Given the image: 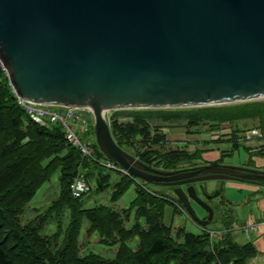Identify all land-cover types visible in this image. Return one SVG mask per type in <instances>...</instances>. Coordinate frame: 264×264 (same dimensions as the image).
<instances>
[{
	"label": "water",
	"instance_id": "1",
	"mask_svg": "<svg viewBox=\"0 0 264 264\" xmlns=\"http://www.w3.org/2000/svg\"><path fill=\"white\" fill-rule=\"evenodd\" d=\"M0 65L20 98L88 109L101 154L132 179L174 185L199 227L213 210L194 183L264 181V170L239 165L151 168L114 142L103 117L264 98V0H0Z\"/></svg>",
	"mask_w": 264,
	"mask_h": 264
},
{
	"label": "trees",
	"instance_id": "2",
	"mask_svg": "<svg viewBox=\"0 0 264 264\" xmlns=\"http://www.w3.org/2000/svg\"><path fill=\"white\" fill-rule=\"evenodd\" d=\"M122 110H129L127 114L132 121L124 125L112 115L108 127L112 139L124 151L126 145L133 148L131 138L143 136L146 123L152 121H186L188 127L206 123L212 129L222 122L237 125L250 120L264 136V99L199 107ZM231 137L234 139L235 133ZM231 145L237 143L232 141ZM154 152L133 149L131 155L147 165L154 160L161 169H172L197 159L200 154L199 150L185 153L176 148L160 154ZM95 154L83 156L64 139L59 124L44 126L33 121L17 104L0 65V264H246L253 255L250 244L235 243L228 232L209 239L204 232L206 226L198 232L186 231L182 226L173 230L171 224L162 221V216L165 205L170 204L172 215L180 210L188 217L178 199L156 193L147 188V183L141 184L119 172L111 184V172L116 171L106 168L102 171L96 158L104 156L98 149ZM78 172L89 190L74 198L68 185ZM53 173L57 184L55 199L23 221L21 215L26 203ZM132 183L133 196L127 206L114 208L111 203ZM91 190L107 191L108 201L84 207L80 199ZM64 208L67 217L62 227L60 216ZM52 218L56 219L54 232L43 233L44 222ZM91 234L96 236L97 243L115 246L111 257L91 250L80 251L81 237ZM130 241H134L133 246Z\"/></svg>",
	"mask_w": 264,
	"mask_h": 264
},
{
	"label": "rangeland",
	"instance_id": "3",
	"mask_svg": "<svg viewBox=\"0 0 264 264\" xmlns=\"http://www.w3.org/2000/svg\"><path fill=\"white\" fill-rule=\"evenodd\" d=\"M264 99V98H261ZM51 109H57L58 106H50ZM80 112L86 117L90 123L92 124V113L86 109L81 108ZM129 110H122V109H109L105 110L103 112V117L105 118L106 122H110V117L113 115V119L116 120V122L121 124H126L128 122L132 121V118L130 117ZM234 123H228V122H222L218 123L215 128H209V125L206 123H199L195 127H188L186 121L181 122H173V123H167V122H159V121H152L146 123V130L144 135L141 137H133L130 141H132L133 148L129 145H126L125 150L132 154L133 149L138 150L142 152L145 149H149L151 151H155L154 154L157 153H163L167 151H172L174 148L183 150L185 153H189L190 151H196L194 150L195 147H198L200 145H204L202 143L198 144L195 141V136L198 135L199 137H205V134L213 133L211 131H216L218 136H223L222 133L225 131H230L231 134L236 132V135L243 138L244 133L251 127H254L257 129L253 121H242L239 125V128L237 125H233ZM229 129H228V128ZM235 127V128H233ZM77 137L84 141L86 139H89L90 147L93 150V155L96 156V149L95 147V140H94V134H93V128L92 125H90L88 128H86L84 131L77 130L76 131ZM152 140L154 142H152ZM247 140H253V145H257V141H264V138H249ZM225 149L222 152V159H221V165L227 164L226 162H233V161H244V159L247 156L245 144L242 142L237 143L236 146H232L231 143L225 144ZM260 145L264 146V142H262ZM259 146V144H258ZM95 150V151H94ZM264 153V150H263ZM133 156V155H132ZM152 157V153L151 156ZM150 159V158H149ZM188 160L187 162H182L176 167L179 166H186L190 164H200L203 163L202 160H200V154L199 157L195 160ZM149 165L152 167H155L157 169H161V165L155 163L154 160L149 162ZM102 166V165H101ZM175 167V168H176ZM120 168V167H119ZM102 171L104 170V167L102 166L100 168ZM121 169V168H120ZM115 170L116 172H111V180L110 183L112 184V181L116 178H118V173L125 174V171H119L118 169H111ZM127 175V174H125ZM129 176V175H127ZM131 177V176H130ZM132 178V177H131ZM136 182H140L141 184H145L144 182L133 179ZM222 181H225L223 179H204L200 183L204 192L206 195H203L202 193L198 192L199 197L203 200H206V203L212 208L214 214L213 219L206 225L211 227L214 221L217 219V210H218V195L211 196L214 191L216 190L215 187L219 188L220 186L223 187ZM196 184V186L198 185ZM147 188H149L152 191H155L156 193H161L163 195L169 196L171 198L177 199L172 190L167 186H162L160 184L155 183H147ZM133 183L130 184V186L122 193V195L111 205L114 208H120L127 206L128 202L133 196ZM198 191V189H197ZM57 195V184H56V173H53L49 180L42 183L41 186L36 190L34 195L31 197V199L26 203V207L24 208L21 218L23 221H26L33 217L36 213L41 212L44 207H46L50 201L55 199ZM205 196V197H204ZM108 192L103 191L100 193H95L93 190H91L87 195L81 197L80 201L82 202V205L84 207H89L94 203L102 202L106 203L108 201ZM192 209L194 210V213L196 215H204V210L194 202H191ZM170 204H166L164 207V213L162 216V221L164 223H170L172 225V229L174 230V225H179L184 228L186 231L190 232H198L199 227H197L195 224H193L188 217L184 216L182 214L183 211H180L176 213L175 215H170ZM67 217V210L64 208L62 210V214L60 216L61 226L63 227L66 222ZM56 219H47L44 222V225L42 227V232L46 234H51L55 230V224ZM172 230V232H174ZM59 239H57L58 241ZM97 238L95 235L91 234L88 237L82 236L81 242H80V251L84 252L87 250H91L97 254H100L105 257H111L113 255V251L115 249V246H104L96 242ZM134 241H130L129 244L133 246Z\"/></svg>",
	"mask_w": 264,
	"mask_h": 264
},
{
	"label": "crops",
	"instance_id": "4",
	"mask_svg": "<svg viewBox=\"0 0 264 264\" xmlns=\"http://www.w3.org/2000/svg\"><path fill=\"white\" fill-rule=\"evenodd\" d=\"M239 124H237L238 128ZM211 132L213 133L205 134V137L195 136V141L198 144H204L194 148V150L200 151V160L203 163L220 164L225 144L228 146L232 141L242 142L245 144L247 152L244 161L226 162V165H239L264 170V146L260 145L264 141H257L258 146V144L253 145V140L237 136L236 132L234 139L230 136V131L222 133L223 136H218L216 131ZM223 180H225L222 181L223 187H215L218 191L217 219L211 227L205 226L207 229L218 231L219 237L222 233L228 232L235 243L250 244L254 253L246 264H264V183L235 179ZM182 214L184 215L183 212ZM170 215L172 216L171 209ZM198 216L204 217V215ZM250 220L254 222V228L244 231L243 226ZM166 224H171V222ZM177 228L179 225H174V230Z\"/></svg>",
	"mask_w": 264,
	"mask_h": 264
},
{
	"label": "built area",
	"instance_id": "5",
	"mask_svg": "<svg viewBox=\"0 0 264 264\" xmlns=\"http://www.w3.org/2000/svg\"><path fill=\"white\" fill-rule=\"evenodd\" d=\"M11 91L17 104L24 109V111L33 121L44 126L51 123L59 124L64 139L76 147L83 156L92 157L93 150L90 147L89 139L81 141L76 135L77 130L84 131L86 128L92 125L90 121L80 112L81 108L58 106L57 109H51L49 105L37 104L24 100L20 98L12 89ZM243 137L246 139L255 137L264 138L259 130L254 127L249 128L244 133ZM96 162L106 169H118L119 171H123L113 160L107 159L105 157H97ZM68 187L71 196L74 198L80 197L89 190V187L80 172L76 174V176L69 183ZM243 227L244 231L254 228V222L250 220L249 222L245 223ZM204 232L208 235L209 239H215L219 237V232L216 230L205 229Z\"/></svg>",
	"mask_w": 264,
	"mask_h": 264
},
{
	"label": "flooded vegetation",
	"instance_id": "6",
	"mask_svg": "<svg viewBox=\"0 0 264 264\" xmlns=\"http://www.w3.org/2000/svg\"><path fill=\"white\" fill-rule=\"evenodd\" d=\"M202 164H211V163H200V164H190V165H186V166H179V167H176V168H172L171 170H180V169H187V168H191V167H195V166H198V165H202ZM213 165H216V164H214V163H212ZM218 165V164H217ZM148 166H150V165H148ZM151 168H154V169H157V168H155V167H152V166H150ZM166 170V169H165ZM155 184H157V183H155ZM196 184H198L197 182L196 183H194V186H196ZM200 184V183H199ZM198 184V185H199ZM162 186H167V187H170V189L172 190V188L174 187V185H172V186H169V185H162Z\"/></svg>",
	"mask_w": 264,
	"mask_h": 264
}]
</instances>
